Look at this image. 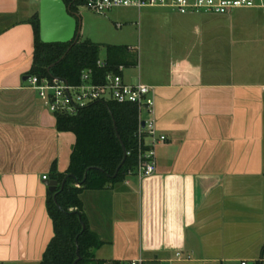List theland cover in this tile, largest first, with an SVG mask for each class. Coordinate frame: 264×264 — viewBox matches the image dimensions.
Returning <instances> with one entry per match:
<instances>
[{"label":"crops","instance_id":"0c3cea01","mask_svg":"<svg viewBox=\"0 0 264 264\" xmlns=\"http://www.w3.org/2000/svg\"><path fill=\"white\" fill-rule=\"evenodd\" d=\"M23 5L0 0V264H39L54 237L48 197L70 175L55 191L44 180L53 168L65 173L75 142L22 80L33 63L35 14L19 18ZM154 7L130 35L87 39L125 47L123 79L155 87V126L165 135L153 146L152 174L81 193L102 241L93 256L264 264V7L202 16Z\"/></svg>","mask_w":264,"mask_h":264},{"label":"trees","instance_id":"16d2710c","mask_svg":"<svg viewBox=\"0 0 264 264\" xmlns=\"http://www.w3.org/2000/svg\"><path fill=\"white\" fill-rule=\"evenodd\" d=\"M63 1L72 13L76 11L79 0ZM30 23L34 32V51L29 75L54 76L77 84L83 70L90 68L94 77L103 79L107 72L120 73L119 65H130L131 60L126 57L122 45H102L79 38L76 42L44 43L39 38L38 12L31 17ZM102 51L105 65L100 67L97 60L101 59ZM54 117L56 129L72 132L75 142L65 173L52 169L51 175L58 182L66 174L70 176L56 193L55 200L48 197L54 237L39 264H74L78 254L77 264H121L94 258L92 250L102 241L87 224L80 195L85 190H100L123 181L136 168L138 109L129 103L102 101L74 113L55 112ZM142 147L148 148L145 142Z\"/></svg>","mask_w":264,"mask_h":264},{"label":"built area","instance_id":"2783aa9c","mask_svg":"<svg viewBox=\"0 0 264 264\" xmlns=\"http://www.w3.org/2000/svg\"><path fill=\"white\" fill-rule=\"evenodd\" d=\"M97 13L118 6L167 7L180 14L212 13L228 14L237 8H263L264 0H79ZM97 65H105L104 59H98ZM123 65L118 66L120 73L107 72L103 79L93 76L92 69L81 72L80 82L70 83L59 77L29 75L28 85L34 89L43 106L50 112L74 113L76 110L96 102L113 101L119 104H133L138 109V163L129 172L138 176L152 174L156 168L154 144L164 141L165 135L159 134L155 126L154 106L155 87L142 83H128L123 79ZM145 110L147 117H143ZM149 137V146L143 149L144 136ZM45 178V176H43ZM180 253L176 252V256ZM140 259L130 264H140Z\"/></svg>","mask_w":264,"mask_h":264},{"label":"rangeland","instance_id":"374dc122","mask_svg":"<svg viewBox=\"0 0 264 264\" xmlns=\"http://www.w3.org/2000/svg\"><path fill=\"white\" fill-rule=\"evenodd\" d=\"M38 1L39 0H25L26 5L20 7L22 11L18 13V16L20 14L23 16V13L25 14V12L27 14L38 12ZM75 6L77 13L80 15L81 18L79 40L90 39L92 41L104 40L105 38H107L104 34H109L118 37H121L120 35H130L132 34L131 28H137V30L138 28H140V26L141 28H143V25L147 24V21H149V18H151L153 11L157 9L155 7H142L141 9H138L137 7L133 6H118L110 8L104 11L103 13H97L87 8L84 2L82 1H79ZM237 9H239L238 11L242 10V8ZM21 15L19 16V18H21ZM194 15L202 16L210 14L195 13ZM114 22H121L122 26L120 28H116ZM134 23L136 24V27ZM224 24L228 25V23ZM103 56L104 52L102 51V59ZM130 69L131 67L125 68L124 73H128ZM142 115L144 118L147 117L145 110H143ZM148 140H150L149 137L145 135L144 141Z\"/></svg>","mask_w":264,"mask_h":264},{"label":"water","instance_id":"95a60500","mask_svg":"<svg viewBox=\"0 0 264 264\" xmlns=\"http://www.w3.org/2000/svg\"><path fill=\"white\" fill-rule=\"evenodd\" d=\"M38 4L39 38L42 42L66 43L71 40L73 42L77 41L79 19L69 10L63 0H39ZM28 77V74L23 75L22 80H27ZM44 183L51 191H55L58 185V181L54 179L44 180ZM63 185L64 182L61 184L60 189L63 188ZM81 224L82 229H84L85 225L82 221ZM79 258L78 254L74 264H77Z\"/></svg>","mask_w":264,"mask_h":264}]
</instances>
